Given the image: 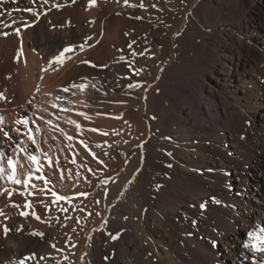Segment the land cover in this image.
<instances>
[{"label":"bare ground","instance_id":"6f19581e","mask_svg":"<svg viewBox=\"0 0 264 264\" xmlns=\"http://www.w3.org/2000/svg\"><path fill=\"white\" fill-rule=\"evenodd\" d=\"M0 93V264H264V0H0Z\"/></svg>","mask_w":264,"mask_h":264},{"label":"snow or ice","instance_id":"6c2138e0","mask_svg":"<svg viewBox=\"0 0 264 264\" xmlns=\"http://www.w3.org/2000/svg\"><path fill=\"white\" fill-rule=\"evenodd\" d=\"M128 0H125V3H127ZM141 7H143V5H140ZM18 31V30H17ZM89 40H91L92 38L89 37L88 38ZM93 45L92 44H89V43H80L79 45H70V46H65L61 51H59V53L55 56L54 58V65L56 66H62L64 63H65V60H71L72 59V54L74 53L75 49L76 48H79L81 51L84 50L86 47H92ZM81 63H90L89 61H81ZM53 62H49V67H53ZM46 70V69H45ZM74 87H79L81 89L83 88H86L87 85L85 84H79V85H73ZM132 85H130L131 87ZM37 91H39V87H37ZM63 91L67 92L68 89L65 88L63 89ZM0 99H6V97H4V95L2 93H0ZM57 99H60V97H57ZM29 103H31V101H29ZM55 106V105H54ZM17 123H24V124H27L28 121L27 120H24V121H17ZM50 123V122H49ZM73 123H75L73 121ZM77 127H79V125H77ZM93 131H96V129H93ZM69 139H71V137H69ZM29 159L33 162H37V157L36 156H30ZM9 165L10 167H12L13 169V174L11 176H9V179L12 180L13 183L15 184H21L22 182L27 184L28 181H22L21 179H18L16 178V175H15V165L12 164L11 161H9ZM0 171H3L2 169H0ZM31 179V176H29V180ZM53 195H56L55 193ZM57 199L59 200H63L65 199L64 196H57ZM206 207V203H202L201 204V208H204ZM22 215H27V213H22ZM37 219H39L40 217L37 216L36 217ZM9 230L5 227L4 228V234L6 235L7 232ZM260 233H264V228H261L260 230ZM38 235H43L42 233L41 234H38ZM248 237L252 240V241H255V243H252L251 244V248L256 251L257 253H264V235H260L258 234L257 232L253 231V232H248L247 233ZM214 246H215V242H214ZM244 248H249V243H244ZM20 264H24L23 261H20Z\"/></svg>","mask_w":264,"mask_h":264}]
</instances>
